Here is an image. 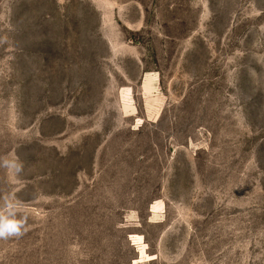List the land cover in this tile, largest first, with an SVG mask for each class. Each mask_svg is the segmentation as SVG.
I'll list each match as a JSON object with an SVG mask.
<instances>
[{
	"label": "rangeland",
	"instance_id": "374dc122",
	"mask_svg": "<svg viewBox=\"0 0 264 264\" xmlns=\"http://www.w3.org/2000/svg\"><path fill=\"white\" fill-rule=\"evenodd\" d=\"M0 264H264V0H0Z\"/></svg>",
	"mask_w": 264,
	"mask_h": 264
},
{
	"label": "clouds",
	"instance_id": "9594fccd",
	"mask_svg": "<svg viewBox=\"0 0 264 264\" xmlns=\"http://www.w3.org/2000/svg\"><path fill=\"white\" fill-rule=\"evenodd\" d=\"M0 166L14 170L19 173L22 170V164L18 163V158L3 159ZM23 221L9 218V216L0 212V239H4L11 236L22 235L21 229L23 228Z\"/></svg>",
	"mask_w": 264,
	"mask_h": 264
}]
</instances>
